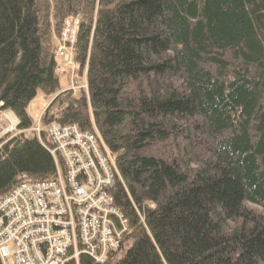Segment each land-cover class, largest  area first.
<instances>
[{
  "label": "trees",
  "instance_id": "16d2710c",
  "mask_svg": "<svg viewBox=\"0 0 264 264\" xmlns=\"http://www.w3.org/2000/svg\"><path fill=\"white\" fill-rule=\"evenodd\" d=\"M67 18L88 97L58 93L43 124L94 126L113 158L130 232L104 264H264V0H0V114L21 131L61 90ZM54 177L36 137L0 147V200Z\"/></svg>",
  "mask_w": 264,
  "mask_h": 264
},
{
  "label": "built area",
  "instance_id": "2783aa9c",
  "mask_svg": "<svg viewBox=\"0 0 264 264\" xmlns=\"http://www.w3.org/2000/svg\"><path fill=\"white\" fill-rule=\"evenodd\" d=\"M78 32L79 20L66 19L56 56L70 74L67 91L87 98L85 73L75 77L73 46ZM51 100L41 99L44 110ZM44 110L31 117L32 125L24 131L18 130L12 113L1 115L6 128L0 129V147L7 136L33 134L65 174L58 172L50 182L23 181L0 200V264H80L81 257L104 264L121 250L130 232L127 218L111 197L112 187L120 182L113 158L94 138V126L90 132L55 122L43 126ZM138 220L143 224V215Z\"/></svg>",
  "mask_w": 264,
  "mask_h": 264
},
{
  "label": "rangeland",
  "instance_id": "374dc122",
  "mask_svg": "<svg viewBox=\"0 0 264 264\" xmlns=\"http://www.w3.org/2000/svg\"><path fill=\"white\" fill-rule=\"evenodd\" d=\"M62 76H59V83L61 89H66L68 82H69V77L70 74L67 73L66 71L62 70ZM42 95L40 93L37 94L36 98L30 103L31 106H29L28 112L31 116H34L35 114H39L42 110H44V107L42 106V101H41ZM127 247H125L126 249ZM124 251H120V253L117 255V257H121Z\"/></svg>",
  "mask_w": 264,
  "mask_h": 264
},
{
  "label": "bare ground",
  "instance_id": "6f19581e",
  "mask_svg": "<svg viewBox=\"0 0 264 264\" xmlns=\"http://www.w3.org/2000/svg\"><path fill=\"white\" fill-rule=\"evenodd\" d=\"M58 60V59H57ZM58 63H59V66H58V72L60 73V76H62L63 77V73H62V70H65V69H63V67L61 66V64H60V62L58 61ZM66 71V70H65ZM67 72V71H66ZM69 80H70V77H69ZM54 95H56V94H54ZM45 119V118H44ZM94 138L95 139H97V137L99 138V140H101L103 143H104V141H103V139H102V137L100 136V134L98 133V132H95L94 134ZM8 139H4L3 141H7ZM105 144V143H104ZM43 148H44V146L43 145H41ZM45 149V148H44ZM59 157V156H58ZM59 161V163L61 164V160L59 159L58 160ZM54 167H55V177H54V179L53 180H55V178H56V175H57V173L58 172H60L61 173V175L62 176H64V169H63V167H61L56 161L54 162ZM86 170V167L84 166V165H82L81 167H80V171H82V172H84ZM52 180V181H53ZM48 182H50V181H48ZM31 183H35V182H32L31 181ZM81 202H83L82 200H81ZM118 253V252H117ZM116 253V254H117ZM115 254V253H114Z\"/></svg>",
  "mask_w": 264,
  "mask_h": 264
}]
</instances>
